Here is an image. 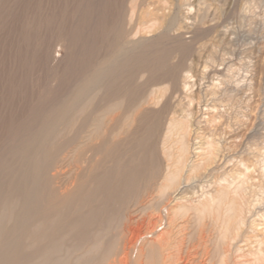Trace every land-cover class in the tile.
<instances>
[{"label":"rangeland","instance_id":"374dc122","mask_svg":"<svg viewBox=\"0 0 264 264\" xmlns=\"http://www.w3.org/2000/svg\"><path fill=\"white\" fill-rule=\"evenodd\" d=\"M186 73L188 85L181 90ZM162 87L160 104L168 112L164 119L190 120L189 144L200 151L193 164L201 162L211 144L218 150L212 175L197 167L187 195L199 199L202 185L210 189L223 177L241 185L236 197L243 201L244 224L238 231L231 230L234 238L227 248L219 236L213 238L222 230L221 220L206 227L207 217L200 220L192 210L176 211L178 202L172 197L160 200L146 214L159 212L164 221L171 218V226L164 222L157 230L184 235L186 241L190 236L191 243L202 242V231L212 234V241H203L211 256L201 255L193 264H264V0H0V179L4 186L9 191L18 179L27 191L37 194L39 169L51 166L54 154L84 139L106 99L119 97L123 109L130 112L144 90L153 89L158 97ZM158 109L149 107L109 158L96 157L100 166L96 173L116 169V163L129 168L130 158L152 148L153 141L148 147L143 138L150 130L155 133L164 127ZM158 147L162 157L159 143ZM40 149L48 151L44 157L38 154ZM56 166L62 172L55 179L59 184L70 171L86 165L73 157L57 161ZM122 178L114 175L112 189ZM138 184L139 190L125 206L142 202L149 190L155 199L159 197L156 186L146 188L144 178ZM26 195L29 208L40 210L35 196ZM119 209L118 202L110 203L109 217L99 213L89 229L114 241L118 218L129 208ZM33 225L29 222L30 229ZM53 227L57 231L61 226L56 222ZM23 244L10 246L9 259L22 251ZM27 250L31 253L35 248ZM223 251L227 256L221 255Z\"/></svg>","mask_w":264,"mask_h":264},{"label":"bare ground","instance_id":"6f19581e","mask_svg":"<svg viewBox=\"0 0 264 264\" xmlns=\"http://www.w3.org/2000/svg\"><path fill=\"white\" fill-rule=\"evenodd\" d=\"M181 70L177 73L178 77ZM183 76L184 85L181 90L187 88L189 79L188 73ZM158 91L160 95L156 97L155 90H144L141 97H137L133 102V109L130 112L123 109V101L119 97L118 99L105 98L100 116L92 120L93 123L89 125L90 128L83 137L84 139L76 144L72 143L66 150L58 152V155L54 154L50 160L48 158L51 166L43 165L39 169L40 180L37 183L39 188L37 194L34 195V191L32 193L27 191L18 179L14 181L16 183L13 189L8 186L9 191H7V185L4 186L3 179H0V264H193L195 259L201 255L211 256L203 243L204 240L205 242L210 239L212 241L213 238L219 236L222 244H227L224 247L228 248L231 245L230 240L234 238L231 230L238 231L244 224L241 206L243 201L238 202L236 197L242 190V186L234 185L223 177L215 180L210 189H204L202 185L199 199L187 195L186 187L189 181L196 177L195 175L192 177V173L197 167L203 166L208 170L206 175H212L213 168L217 164L215 151L218 150L214 145L212 147V144H209L201 162L194 165L193 157L200 151L197 150L198 147L192 148L189 144L190 120L174 117L165 120L164 115L168 112L165 106L160 104L165 88L162 87ZM149 107L159 108L157 113L163 117L159 123L164 126L159 130H153L155 133L151 130L149 134L146 132L148 135L143 138L145 139L144 144L148 143L149 147L153 141L152 148L147 149L148 151H145L143 156L140 154V156L136 155L137 158L134 156L130 158L129 168L128 165L116 163V169L106 170L104 174L96 173L100 169L96 157L104 156L106 160L110 157V153L116 152L135 128L136 121L149 112ZM153 134L156 135L155 140H152ZM158 143L162 157L158 153ZM40 150L38 154L40 153L43 157V153L48 152ZM64 152L65 155L60 154ZM73 157L77 163L80 161L85 163L86 166H83L85 169L81 170L80 167L73 169L68 175L66 174L67 177L62 182L57 184L55 179H58L62 172L60 169V171L55 170L54 166L57 167V161H72ZM124 159L127 160V158ZM262 161L264 162V158ZM50 169L51 173H48ZM53 169L55 171L52 173ZM114 175H121L123 178L112 189L111 183ZM202 177L204 178L205 175ZM143 178L147 180L146 188L156 186L160 193L159 199H155V193L152 195V191L149 190L142 202H134L130 207L125 206L127 202L132 201L135 192L139 190L138 183ZM46 185L50 188L46 189ZM109 188L112 191L107 197L105 191ZM27 193L28 196H35L38 200L37 205H41L40 210L37 207L29 208L25 202ZM170 197L178 202L176 211L192 210L200 214L201 217H198L200 220L207 217L206 227L221 220L222 230L219 235H213L212 238V234L207 235L208 233L205 234L206 232L201 230L199 240L202 242L191 243L190 236L186 241L184 235L177 236L164 230L159 232L157 229L164 222L171 226L173 220L166 218L167 221H164V215L161 213L152 215L146 214V211L155 205L158 206L160 200H168ZM114 202H118L121 210L129 209L127 213L123 211L121 217L118 218L120 228L112 241L98 231L93 232L89 228L93 226L95 217L99 213L108 214L109 217L108 211L111 208L107 210V205ZM29 203L31 205V202ZM29 222L34 224L32 229L29 227ZM56 222L58 226H61L60 229L57 227V231L53 227ZM17 242L33 244L28 247L35 248L32 250L34 252L28 253V250L25 252V248L28 247L23 244L22 251L14 253L9 259L12 253L10 246L16 245ZM221 255L227 256L226 251H223Z\"/></svg>","mask_w":264,"mask_h":264}]
</instances>
